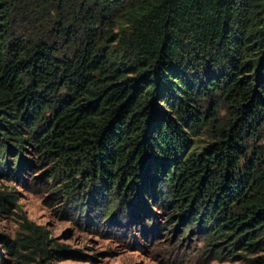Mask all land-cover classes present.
Returning a JSON list of instances; mask_svg holds the SVG:
<instances>
[{
	"label": "trees",
	"instance_id": "16d2710c",
	"mask_svg": "<svg viewBox=\"0 0 264 264\" xmlns=\"http://www.w3.org/2000/svg\"><path fill=\"white\" fill-rule=\"evenodd\" d=\"M263 143L264 0H0V173L53 163L64 214L138 225L156 206L218 261L264 264ZM0 242L5 263L19 245Z\"/></svg>",
	"mask_w": 264,
	"mask_h": 264
},
{
	"label": "rangeland",
	"instance_id": "374dc122",
	"mask_svg": "<svg viewBox=\"0 0 264 264\" xmlns=\"http://www.w3.org/2000/svg\"><path fill=\"white\" fill-rule=\"evenodd\" d=\"M117 32L119 28L114 31ZM210 142L208 135L199 134L193 137L189 150L199 153ZM26 156L35 165L20 177L0 173V193L14 191L19 195L17 204L0 211V237L19 245L16 253L4 250L5 263L0 264H245L241 260L215 259L208 251L205 235L195 228L182 238L184 225L174 232L179 225L177 219L169 222L160 207L152 206L153 212L138 225L119 219L105 226L94 218L87 222L85 218L64 214L62 199L56 196L62 179L54 178L53 163L41 164L33 151ZM31 224L50 235L54 257L47 258L35 248L26 247Z\"/></svg>",
	"mask_w": 264,
	"mask_h": 264
}]
</instances>
